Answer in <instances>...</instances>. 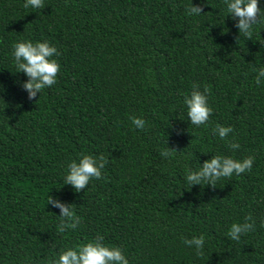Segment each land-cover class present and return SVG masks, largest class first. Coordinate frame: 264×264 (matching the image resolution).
<instances>
[{
	"label": "trees",
	"instance_id": "16d2710c",
	"mask_svg": "<svg viewBox=\"0 0 264 264\" xmlns=\"http://www.w3.org/2000/svg\"><path fill=\"white\" fill-rule=\"evenodd\" d=\"M0 0V264H49L61 250L104 237L130 264H264V22L240 36L224 0ZM203 7L189 16L186 7ZM264 12V0H259ZM47 41L57 82L33 100L16 72L13 44ZM194 83L211 89L207 126L184 104ZM146 120L134 128L130 116ZM232 126L228 141L213 134ZM175 148L172 158L160 152ZM103 154L102 179L76 192L64 184L80 154ZM214 155L243 160L250 172L217 186L189 185ZM81 220L59 233L61 210ZM255 230L231 240L232 223ZM205 237L204 255L183 243Z\"/></svg>",
	"mask_w": 264,
	"mask_h": 264
},
{
	"label": "clouds",
	"instance_id": "9594fccd",
	"mask_svg": "<svg viewBox=\"0 0 264 264\" xmlns=\"http://www.w3.org/2000/svg\"><path fill=\"white\" fill-rule=\"evenodd\" d=\"M227 5V12L234 20H237L236 27L240 36L247 40L253 37V26L264 22V12H262L259 0H224ZM24 8L43 9L44 0H25ZM189 16L200 15L203 7L191 3L186 7ZM264 43V42H261ZM61 53L47 41H19L13 44L12 55L14 57L16 72H24L28 77L22 84L24 90L28 92V98L33 100L37 94H41L45 88L52 87L57 82L60 73V64L54 57ZM264 79V68H260L255 76V83L260 85ZM211 89L204 86L203 91L200 85L194 83L190 95H185L184 104L188 109V119L192 125L200 127L207 126L213 109L208 104V95ZM134 128L144 130L146 120L142 117H129ZM234 132L232 126L216 124L213 134L219 136L221 140L228 141L230 133ZM228 147L233 151L240 148L236 141H228ZM178 150L175 148L164 149L160 152L163 158H172ZM255 161L254 156H248L243 160H236L230 156L214 155L211 159L204 161L199 170L186 169L185 179L191 185H211L217 186V181L221 178H231L233 174L239 176L252 170ZM108 159L100 154H80V159L71 161L68 164V172L64 177V184L71 185L76 192L86 189L89 182L95 178L102 179V170L108 164ZM48 204L58 207L61 210L59 215L60 223L57 225L59 233H64L68 229L76 230L81 223L78 216L74 214L71 205L49 197ZM264 226V225H262ZM255 230V220L251 215L245 218L243 223H232L227 236L234 241H239L242 235ZM104 237L97 235L94 241L78 245L75 248L61 250L58 259L49 261V264H130L121 247L109 248L103 243ZM183 243L196 249L197 256H203L205 237L203 235L194 236L191 239L184 238Z\"/></svg>",
	"mask_w": 264,
	"mask_h": 264
}]
</instances>
